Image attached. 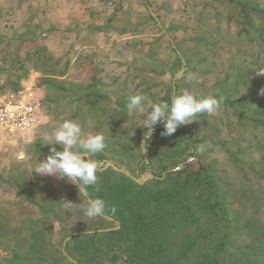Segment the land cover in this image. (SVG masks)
I'll return each mask as SVG.
<instances>
[{"label": "rangeland", "instance_id": "374dc122", "mask_svg": "<svg viewBox=\"0 0 264 264\" xmlns=\"http://www.w3.org/2000/svg\"><path fill=\"white\" fill-rule=\"evenodd\" d=\"M146 1L145 5H142L138 0H124L122 5L119 0H0V90L6 89L7 81L15 74L14 76H21L18 77L21 87L23 84L34 82L42 97L41 123L31 136L10 144L0 141V264L7 263L12 251L32 256L36 248L45 249V253L51 258H56V253H64V242L70 234L96 230L104 222L100 217L89 219L84 216L79 210L82 205H75L71 212L64 210L62 200L81 202L77 185L52 176L37 175L35 172L31 175L29 171L38 163L37 160L42 161L50 154L51 146L44 144L42 137L61 122L57 113L48 112V90L46 85L40 82L43 75L53 70H62L68 62L67 82H71L75 87L82 82L86 88L90 86L88 80L91 65L80 45L83 42L81 40L92 39V36L82 33L89 26L88 23L91 24V21L95 20L104 21L105 25H101L100 29L115 28L118 35L115 32L113 34L117 36V40L147 41L156 36L160 37L159 29L165 34L167 32L186 62L185 71L176 79L183 63L174 48L180 57L179 66L173 75L157 79L165 83L171 82V96L178 93L177 88H180V91L188 90L196 96L200 94L197 88L206 87V91L210 92L216 90L215 82L226 77L230 63L239 65V72L244 70L250 78L264 79V75L257 72L264 71V48L254 47L249 43L250 38L243 34L238 35L240 26L235 18H230L227 3L223 4L222 0ZM150 9L159 17L163 28L157 21L154 24L148 19ZM138 22H143V25L134 29L133 25ZM171 24L182 25L178 33L180 37L175 38L168 31ZM104 35L96 38L105 40L108 35ZM128 35L132 37L126 38ZM182 35L186 41H180V48L175 40H181ZM166 39L170 41L167 34L160 40ZM66 40L75 41L67 44ZM196 40H208L206 44L211 46ZM123 43L113 45L112 49L115 51L120 46L122 48ZM159 51L162 59L172 55L170 50L163 47ZM183 51L189 52L186 56L192 58H200L201 55L197 54L200 51L208 53L214 56L218 67L207 74L200 70L195 71L191 69ZM191 51L196 53L191 55ZM109 54L112 55L110 52ZM118 55L122 59H130V56H126L128 53L118 52ZM124 70L125 65H119L115 71ZM148 75L152 76L149 73ZM61 79L66 80L65 77ZM69 108L72 107H63L61 111ZM85 112L86 119L80 121L85 131H99L90 110L86 108ZM214 116L217 117L216 127L213 125L215 121L208 116L209 118L198 119L195 130L200 136L211 138L200 148V157L203 163L210 166L220 188L228 192L230 200L234 229L230 236L229 250L223 256L222 262L264 264V179L256 173L264 165V138L259 137L262 146L259 147L256 138H243L238 135L237 130H232L231 123L235 125L239 119L230 108H221ZM160 125L164 126L162 122ZM145 132L140 144L135 142L122 148L114 146L108 139L107 148L99 153L103 154L102 158L97 157V154L92 158L96 162H114L120 168L130 171L128 167L136 168L135 158L130 153L138 150L143 161L149 164ZM37 144H41V147ZM57 148L62 150L60 145H57ZM188 160L193 168L198 166L196 158L190 157ZM106 169L98 168L99 171ZM173 170L175 168L168 171ZM149 172L155 175L154 178L159 177L151 165H148L145 172L134 175L141 177ZM86 204L85 200L84 205ZM23 264L33 262L27 261Z\"/></svg>", "mask_w": 264, "mask_h": 264}, {"label": "trees", "instance_id": "16d2710c", "mask_svg": "<svg viewBox=\"0 0 264 264\" xmlns=\"http://www.w3.org/2000/svg\"><path fill=\"white\" fill-rule=\"evenodd\" d=\"M119 1L124 4V0ZM138 1L142 5L147 2ZM222 3H227L230 18H235L240 26L238 35H246L251 39L249 43L252 46L264 48V4L261 0H222ZM147 17L156 23L149 12ZM142 23L138 22L135 29ZM181 28V24H171L168 31L178 38ZM158 32L160 37L156 36L153 40H132L122 46V50L118 51L120 54L132 53L126 55L130 56L131 62L126 64L123 74L96 76L100 75L101 65L91 67L93 75L89 88L83 82L75 87L67 79H61L67 75L68 62L62 70L45 73L40 82L48 90V112L57 113L61 122L64 119L80 122L86 119L85 110L88 108L97 130L102 131L114 146L122 148L135 142L140 144L146 129L137 125H142L144 116L127 119L126 96L141 93L154 102L165 100L170 103L173 92L171 82L157 79L173 75L181 62L170 41L160 40L166 36L163 30L159 29ZM183 39L184 36L179 41L175 40L180 48V41H186ZM196 41L206 44L208 40ZM161 47L170 50L171 57L162 59L159 53ZM182 53L195 71L207 74L218 67L214 56L203 51L197 52L200 58L186 56L189 52ZM193 53L196 51L190 54ZM59 62L60 59L56 63ZM228 67L226 77L215 82L216 90L210 92L206 91V87L197 88L200 90L197 97L212 95L222 98L221 108H230L239 119L235 125H229L232 130H237L243 138H256L257 146L262 147L259 137L264 138V95L261 94L264 79L250 78L244 70L239 72V65L234 63ZM14 75L7 81L6 89L0 92L21 87L18 78L21 76ZM177 91L180 92V88ZM112 104L117 105L118 110L109 107ZM63 107L72 108L61 111ZM208 116L198 115L197 120L178 127L170 136L161 135L164 126L159 123L147 141L149 164L143 161L138 150L130 153L136 161V168L128 167L133 174L145 172L151 165L158 178L138 184L125 173L112 168L98 170V183L89 191L105 199L108 206L105 215L113 218L100 217L104 222L98 229H115L76 235L68 241V255L76 262L63 252L51 258L45 249L36 248L32 256L12 251L6 264H23L27 261L33 264H223L234 228L228 192L220 188L210 166L203 163L200 157V148L211 138L200 136L195 127L198 119ZM211 118L215 121L213 125H217V117L211 115ZM37 146L41 147V144ZM102 156L97 154L99 158ZM190 157L196 158V168L187 162L181 169L168 171ZM256 173L264 179V165ZM118 222L120 226L116 228Z\"/></svg>", "mask_w": 264, "mask_h": 264}, {"label": "clouds", "instance_id": "9594fccd", "mask_svg": "<svg viewBox=\"0 0 264 264\" xmlns=\"http://www.w3.org/2000/svg\"><path fill=\"white\" fill-rule=\"evenodd\" d=\"M261 3L264 4V0ZM257 72L264 75V71ZM261 94L264 95V88L261 89ZM221 104L222 98L212 95L197 97L188 90H181L172 96L170 103L165 100L154 102L141 93L128 94L125 107L127 119L144 116L142 125L137 126L146 129L147 142L159 123L164 125L161 135L170 136L178 127L197 120L198 115L216 114ZM109 107L117 109L115 104ZM42 140L44 144L51 146L50 154L42 161L37 160L38 163L29 169L31 175L35 172L37 175L52 176L78 186L81 202L62 200L64 210L71 212L75 205H82L79 210L89 219L104 216L108 211L107 202L103 197L89 191L98 183V164L92 157L107 148V137L104 133L100 130L86 132L79 121L64 119L50 133H46ZM57 145L62 146V150H58Z\"/></svg>", "mask_w": 264, "mask_h": 264}, {"label": "built area", "instance_id": "2783aa9c", "mask_svg": "<svg viewBox=\"0 0 264 264\" xmlns=\"http://www.w3.org/2000/svg\"><path fill=\"white\" fill-rule=\"evenodd\" d=\"M35 83L0 94V141L29 138L41 123L42 97Z\"/></svg>", "mask_w": 264, "mask_h": 264}, {"label": "crops", "instance_id": "0c3cea01", "mask_svg": "<svg viewBox=\"0 0 264 264\" xmlns=\"http://www.w3.org/2000/svg\"><path fill=\"white\" fill-rule=\"evenodd\" d=\"M149 12L151 14V11H149ZM86 19H88V18H86ZM89 19H91V17H89ZM136 24L137 23H135V25H133V27L136 26ZM88 25L89 26L86 27L84 30L82 29L83 30L82 33H84L83 35H85V36L86 35L92 36V39L81 40L83 42L80 45L82 47L83 53L87 55V60L90 62L91 67H95L96 64L101 65V67L99 68L100 75H96V76H102L105 73H111L112 75L123 74V71L122 72H116L115 70H117L119 65H122V66L125 65V70H126V68H127L126 64H130L131 58L129 60L122 59V57L118 55V50H122L121 46L115 51H114V48L112 49V47H113V45H116L117 43H118L117 45H121L122 42H124L123 44L126 45L128 42H130L132 40H117V36L115 34H113V32H115L117 34L118 30H116L113 27H111L110 29H105V28L103 30L100 29L101 25L102 26L105 25L104 21L99 22V21L95 20V22L91 21V24L88 23ZM159 26H160V24H159ZM160 27L163 28L162 26H160ZM134 29H135V27H134ZM110 33H112V34H110ZM101 34L102 35L107 34L108 37L104 38L105 40H98L101 38H96V37H98ZM166 34L168 36V39H170L167 32H166ZM128 36H126V38L132 37L131 35H128ZM70 41H75V40H66L65 43L69 44ZM119 42H121V43H119ZM170 42L172 43L171 40H170ZM109 52L112 55H110ZM106 53H108V54H106ZM126 53H128L129 55L132 54L131 51L124 52V54H126ZM91 67H89L90 80H88L90 85L92 84L91 75H93ZM149 74L153 75L152 73H149ZM65 78L68 79V74L65 76ZM45 118H46V115H45Z\"/></svg>", "mask_w": 264, "mask_h": 264}, {"label": "water", "instance_id": "95a60500", "mask_svg": "<svg viewBox=\"0 0 264 264\" xmlns=\"http://www.w3.org/2000/svg\"><path fill=\"white\" fill-rule=\"evenodd\" d=\"M151 11V14L154 16V18L156 19V21L160 24V26H162V23L159 19V17L156 15V13L150 9ZM170 40L172 41V44H173V47L177 50V46L176 44L174 43V41L170 38ZM179 56L182 58V63H183V67L182 69L178 72V75L176 77L177 78H180L183 74V72L185 71L186 69V62L185 60L183 59L181 53L177 50ZM176 92V80L174 81V93ZM161 126V125H160ZM88 158V157H86ZM190 161V160H188ZM187 161V162H188ZM187 162H184L182 163L180 166H178L177 168H175V170H178V169H181ZM98 164V168L99 167H102L104 169L106 168H113L114 170H117L119 172H122V173H125L127 176H129L130 178H132L135 182H137L138 184H144L146 180H148L149 178H154L155 175L151 172L149 173H146V174H143L141 177H137L135 176L134 174H132L130 171H127L125 169H122L120 168L117 164H115L114 162H111V161H105V162H97ZM162 178V177H161ZM106 218L110 219V220H113L112 217L108 216V215H104ZM119 222H118V226L116 228H119ZM111 229H115V228H107V229H96V230H87V231H81V232H73L72 234H70L68 237H67V240H71L74 236L76 235H82V234H90V233H96V232H102V231H107V230H111ZM67 240L64 242V253L68 256V258L71 260V261H74L76 262L71 256H69L67 254V251L65 249V246H66V242Z\"/></svg>", "mask_w": 264, "mask_h": 264}]
</instances>
